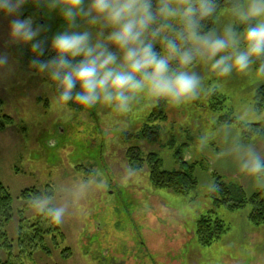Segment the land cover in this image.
<instances>
[{"label":"rangeland","instance_id":"obj_1","mask_svg":"<svg viewBox=\"0 0 264 264\" xmlns=\"http://www.w3.org/2000/svg\"><path fill=\"white\" fill-rule=\"evenodd\" d=\"M28 16L46 26L39 37L46 51L54 34L63 31V20L58 13L46 14L31 3L23 6L19 18ZM13 18L0 13V54H8L12 64L11 72L0 70V112L11 117L0 130V182L13 207L4 226L10 254L0 248V260L135 264L136 258L146 257V264H264V223L254 225L248 220L250 206L213 207L206 196L214 172L226 183L242 186L246 195L264 185V173L243 169L250 151L264 160V128L255 133L251 126L240 125L260 122L264 116V110L253 106L254 89L264 83V76L256 72L260 61L248 73L234 71L221 77L210 63L197 60L190 70L202 79L200 95L179 107L144 98L127 114L105 105L85 110L53 101L46 78L29 67L34 58L30 44L8 43ZM230 22L235 18L229 8H223L213 28L222 31ZM45 51L41 60H47ZM155 108L166 116L153 122L159 130L157 139L123 142L120 135L139 130ZM232 118L235 121H228ZM170 136L177 145L183 144L184 160L201 164L195 172L198 186L187 195L154 188L146 165L133 172L126 159L128 147L138 145L143 155L155 151L165 168L175 167L167 145ZM26 188L41 193L52 189V197L41 200L65 209L58 225L63 238L56 232L54 242L47 230L43 239L36 240L30 225L41 213L34 202L23 210L27 204L20 193ZM209 211L227 228L212 244L203 245L195 221ZM41 224L48 228L46 222ZM137 245L147 249L144 256L123 254V249L134 250Z\"/></svg>","mask_w":264,"mask_h":264},{"label":"clouds","instance_id":"obj_2","mask_svg":"<svg viewBox=\"0 0 264 264\" xmlns=\"http://www.w3.org/2000/svg\"><path fill=\"white\" fill-rule=\"evenodd\" d=\"M28 3L64 22L52 37L51 59H40L46 26L32 16L19 18ZM229 6L235 22L222 31L203 24L215 15L216 0H0V13L14 17L8 43L30 44L29 67L46 78L56 104L85 110L105 105L127 114L144 98L173 107L196 100L202 79L190 67L197 60L221 77L248 73L260 61L256 72L264 76V0H229ZM0 70L12 71L6 53ZM243 169L264 173V160L250 151ZM28 200L51 223H62L63 207H48L34 194Z\"/></svg>","mask_w":264,"mask_h":264},{"label":"trees","instance_id":"obj_3","mask_svg":"<svg viewBox=\"0 0 264 264\" xmlns=\"http://www.w3.org/2000/svg\"><path fill=\"white\" fill-rule=\"evenodd\" d=\"M217 11L213 17L203 21L206 29L213 28L215 25L216 17L219 11L223 8H229V0H216ZM173 26L178 28L179 23L173 22ZM171 34V33H169ZM157 51L161 50V45H156ZM55 53L51 50V43L48 45L45 51V56L51 59ZM1 104V100H0ZM253 106L256 110H264V83L255 87L253 94ZM165 114L155 108L147 116V121L141 125L140 129L134 133H122L120 138L123 142H130L135 140L155 141L158 137V126L153 124L157 119H165ZM224 119V118H223ZM228 121H235L234 118ZM11 122V117L3 115L0 112V130H3L5 126ZM242 128L251 126L255 130V133H260V128H264V116L260 122L257 123H240ZM260 129V130H259ZM176 138L170 136L167 145L171 149V155L174 161L175 167L170 169L163 166V160L159 157L155 151H149L146 155L140 150L138 145H131L126 150V159L130 169L134 172L146 165L148 170V179L150 184L157 189H164L173 192L177 195H187L198 186V180L196 177V168L198 162H188L184 160L182 156V145L176 144ZM211 185L208 188L206 196L211 200L213 207L226 206L232 210L241 209L247 205L250 206V210L247 213L248 220L254 225H260L264 223V185L252 192L250 195H246L242 186L234 183H226L222 176L218 173H212ZM34 194V197L39 199L45 197H52V189L41 193L33 188H26L20 196L27 204L23 206V210L26 209L28 204H32L33 201H29L28 198ZM48 207H52L49 205ZM12 198L4 185L0 182V248L10 254L9 245L7 241V234L4 226L10 221L12 216ZM20 211L21 213L23 212ZM36 221L31 223V227L34 229V235L36 240L43 239V233L47 230L51 231L52 239L55 242L56 232L61 234L58 225L51 223L43 214L36 216ZM46 222L48 228L45 229L41 222ZM226 225L222 219L213 215L212 211L207 214H202L197 217L195 221V230L198 235L199 241L203 245H210L212 242L220 238L221 234L226 231ZM19 229H22V224L19 225ZM32 231V232H33ZM21 232V231H20ZM57 243V242H56ZM43 246V245H42ZM45 247V245H44ZM46 248V247H45ZM65 250H69L65 247ZM8 249V250H5ZM48 252V251H47ZM0 264H7L4 260H0Z\"/></svg>","mask_w":264,"mask_h":264},{"label":"flooded vegetation","instance_id":"obj_4","mask_svg":"<svg viewBox=\"0 0 264 264\" xmlns=\"http://www.w3.org/2000/svg\"><path fill=\"white\" fill-rule=\"evenodd\" d=\"M138 247H140V248H138ZM134 250H130V249H123L122 250V252H123V254H131V252L132 253H138V254H143V256H144V253L147 251V249H143L142 250V246H139V245H137V247L136 248H133ZM107 251V253H109L110 252V250H106ZM144 258H146V257H142V260L141 261H139V258L137 259L136 258V260H134V263L135 264H146V263H144L143 261H145L144 260Z\"/></svg>","mask_w":264,"mask_h":264}]
</instances>
